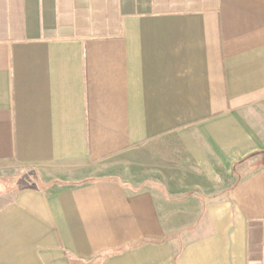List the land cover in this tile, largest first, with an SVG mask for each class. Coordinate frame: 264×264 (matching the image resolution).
<instances>
[{
    "label": "crops",
    "instance_id": "0c3cea01",
    "mask_svg": "<svg viewBox=\"0 0 264 264\" xmlns=\"http://www.w3.org/2000/svg\"><path fill=\"white\" fill-rule=\"evenodd\" d=\"M263 159L264 0H0V264H264Z\"/></svg>",
    "mask_w": 264,
    "mask_h": 264
},
{
    "label": "rangeland",
    "instance_id": "374dc122",
    "mask_svg": "<svg viewBox=\"0 0 264 264\" xmlns=\"http://www.w3.org/2000/svg\"><path fill=\"white\" fill-rule=\"evenodd\" d=\"M264 162V159L262 163ZM123 163L103 161L81 169H31L18 167L7 171L3 178L5 183H20L19 187H44L57 185L59 187L76 186L81 183L114 179V175L125 176ZM11 195L3 199L4 202L11 199Z\"/></svg>",
    "mask_w": 264,
    "mask_h": 264
}]
</instances>
